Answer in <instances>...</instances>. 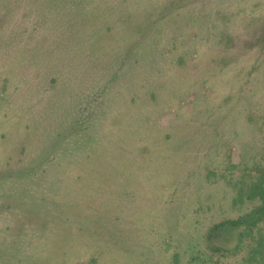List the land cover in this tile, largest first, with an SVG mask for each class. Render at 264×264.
Segmentation results:
<instances>
[{
  "label": "rangeland",
  "instance_id": "1",
  "mask_svg": "<svg viewBox=\"0 0 264 264\" xmlns=\"http://www.w3.org/2000/svg\"><path fill=\"white\" fill-rule=\"evenodd\" d=\"M261 175L264 0H0V264H248Z\"/></svg>",
  "mask_w": 264,
  "mask_h": 264
},
{
  "label": "trees",
  "instance_id": "2",
  "mask_svg": "<svg viewBox=\"0 0 264 264\" xmlns=\"http://www.w3.org/2000/svg\"><path fill=\"white\" fill-rule=\"evenodd\" d=\"M244 196L248 198L259 197L260 204L254 207L253 211L249 214H244L239 216L234 220H226L221 225L232 227L234 229L239 227H244V230L251 229V224L257 223L258 220L262 219L264 216V175L258 176L255 180L248 183H244L240 186L238 197L242 199ZM242 197V198H241ZM33 210V209H30ZM248 264H264V235H259L257 240V245L252 246L251 254L248 258Z\"/></svg>",
  "mask_w": 264,
  "mask_h": 264
}]
</instances>
